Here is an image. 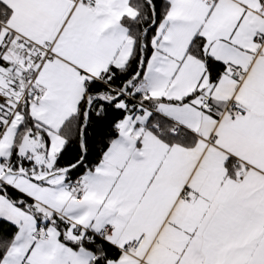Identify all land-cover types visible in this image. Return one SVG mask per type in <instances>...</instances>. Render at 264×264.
<instances>
[{"label":"snow or ice","instance_id":"snow-or-ice-1","mask_svg":"<svg viewBox=\"0 0 264 264\" xmlns=\"http://www.w3.org/2000/svg\"><path fill=\"white\" fill-rule=\"evenodd\" d=\"M0 264H264V0H0Z\"/></svg>","mask_w":264,"mask_h":264}]
</instances>
